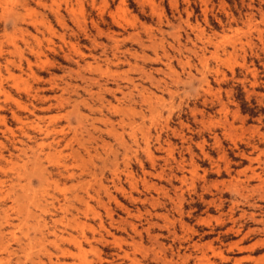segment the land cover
I'll list each match as a JSON object with an SVG mask.
<instances>
[{
  "label": "rangeland",
  "instance_id": "rangeland-1",
  "mask_svg": "<svg viewBox=\"0 0 264 264\" xmlns=\"http://www.w3.org/2000/svg\"><path fill=\"white\" fill-rule=\"evenodd\" d=\"M263 182L264 0H0V264H264Z\"/></svg>",
  "mask_w": 264,
  "mask_h": 264
},
{
  "label": "bare ground",
  "instance_id": "bare-ground-1",
  "mask_svg": "<svg viewBox=\"0 0 264 264\" xmlns=\"http://www.w3.org/2000/svg\"><path fill=\"white\" fill-rule=\"evenodd\" d=\"M264 183V182H263ZM51 233V232H50ZM57 237V236H56ZM72 238V237H71ZM71 240V239H70ZM73 242V241H72ZM79 247V246H78ZM78 247H77V250H78ZM80 248V247H79ZM60 252V251H59ZM67 252L69 253V251L67 250ZM71 253V252H70ZM64 254V253H63ZM127 254V253H126ZM67 255V254H66ZM50 259V258H49ZM23 261V260H22Z\"/></svg>",
  "mask_w": 264,
  "mask_h": 264
},
{
  "label": "trees",
  "instance_id": "trees-1",
  "mask_svg": "<svg viewBox=\"0 0 264 264\" xmlns=\"http://www.w3.org/2000/svg\"><path fill=\"white\" fill-rule=\"evenodd\" d=\"M246 112V110H244Z\"/></svg>",
  "mask_w": 264,
  "mask_h": 264
}]
</instances>
